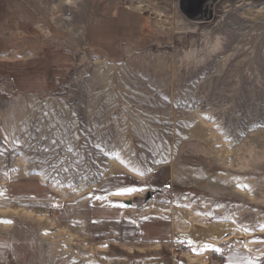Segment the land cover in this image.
<instances>
[{
  "label": "rangeland",
  "instance_id": "374dc122",
  "mask_svg": "<svg viewBox=\"0 0 264 264\" xmlns=\"http://www.w3.org/2000/svg\"><path fill=\"white\" fill-rule=\"evenodd\" d=\"M142 5L173 43L117 63L90 52L94 19ZM195 8L85 0L68 30L49 0H0V220L12 221L0 223V264H264V0ZM101 63L114 66L111 88L88 102ZM26 95L68 112H27ZM21 169L42 178L15 180ZM126 188L142 190L113 194ZM105 201L163 223L167 243L149 225L145 242L95 229L87 211Z\"/></svg>",
  "mask_w": 264,
  "mask_h": 264
},
{
  "label": "crops",
  "instance_id": "0c3cea01",
  "mask_svg": "<svg viewBox=\"0 0 264 264\" xmlns=\"http://www.w3.org/2000/svg\"><path fill=\"white\" fill-rule=\"evenodd\" d=\"M169 43H173L171 34L167 29L159 27L157 16L129 7L112 8L105 15L94 19L87 28L90 52L113 63L121 61L128 49L140 50ZM107 203L105 201L103 206L91 204L87 211L95 229H100V232L111 229L113 238L127 242H145L149 239L147 235L144 237V227L149 225L156 235L157 243H167L169 230L163 223L156 219H130L125 211ZM94 212L101 213V216H93Z\"/></svg>",
  "mask_w": 264,
  "mask_h": 264
},
{
  "label": "bare ground",
  "instance_id": "6f19581e",
  "mask_svg": "<svg viewBox=\"0 0 264 264\" xmlns=\"http://www.w3.org/2000/svg\"><path fill=\"white\" fill-rule=\"evenodd\" d=\"M49 1H50L51 5L54 7V9H56L60 14H62L61 15L63 17L62 19L65 20V27L68 28V30H69L71 19H72L71 16H70L71 13L74 12L75 14H78V13L80 14L81 11H82L83 3H84L85 0H49ZM143 8H144V6L142 5V6H138V8H136V9H137V11L141 12V11H143L142 10ZM133 54L134 53H132V55H131L130 53L127 52V54H126V60H127L126 64H129L128 62H130L132 60L134 61ZM154 62H155V60H154ZM113 67H114L113 65L108 64V63L95 64L94 69L91 72V75L89 76V79H88L89 84H88V86L85 87V94H86V96L88 95V98L90 97V94L92 92H94V91H102L103 89L109 90L111 88V79L112 78L110 77V75H111L110 73L113 70ZM119 67L121 68V71H123L122 69L125 66L122 67L121 65H119ZM80 84H82V83H80ZM80 84L77 81H74L72 83V86L75 87V88H78L79 90H82L83 88H82V86ZM88 102H90V98H89ZM19 106L21 108H23L27 112H31L34 108H38L39 107L45 113H47L49 115H52V116L55 115V113H57V112H60L62 114H66L68 112V109H67L66 105L63 102H61V101H56L54 99H46L42 104H39L38 99L36 98V96H33V95L21 98L20 102H19ZM62 122L66 123V122H69V121H59V124H62ZM14 176H15V180H18L20 177H24V178L36 177V178H39V179L42 178L41 174H39V175L38 174H30V173L27 174L26 171L22 170V169L19 170L18 172L16 171ZM179 177H181L182 179L190 178V176L187 175L186 173H180ZM193 178H194V180L198 179L196 177H193ZM210 182H213V179H211ZM212 226H214V225H212ZM204 229H205V227H204ZM214 229L209 228L208 229L209 232L207 231V233L208 234H212L215 237H219V235L214 233L215 230H216V229L215 230ZM223 229L221 228L222 231H223ZM218 231H220V230H218ZM177 234H180V233H177ZM176 236H179V235H176ZM72 264H88V262L86 260L85 261H80V260L74 259L72 261Z\"/></svg>",
  "mask_w": 264,
  "mask_h": 264
},
{
  "label": "snow or ice",
  "instance_id": "6c2138e0",
  "mask_svg": "<svg viewBox=\"0 0 264 264\" xmlns=\"http://www.w3.org/2000/svg\"><path fill=\"white\" fill-rule=\"evenodd\" d=\"M140 175H143V173H140ZM243 187H247L246 185L243 186ZM142 189H136V188H126V189H123L119 192H116V193H113L114 195H125V194H130L132 192H135V191H140ZM0 196H3V192H0ZM97 199H101V197H97ZM116 207H123V205H115ZM12 221L10 220H0V223H11ZM264 227V226H262ZM191 241H189V245H191ZM205 250L206 251H212V252H215V253H219V249H213L211 246H205ZM193 251L195 252V249H193Z\"/></svg>",
  "mask_w": 264,
  "mask_h": 264
},
{
  "label": "flooded vegetation",
  "instance_id": "af4514ba",
  "mask_svg": "<svg viewBox=\"0 0 264 264\" xmlns=\"http://www.w3.org/2000/svg\"><path fill=\"white\" fill-rule=\"evenodd\" d=\"M194 1L195 4H191L192 2L190 0H180V7L182 9V12L189 16L193 14H197V12L195 11L196 9L195 7H197V11H198V8L202 7L206 0H194ZM210 16L211 15H209V17Z\"/></svg>",
  "mask_w": 264,
  "mask_h": 264
}]
</instances>
